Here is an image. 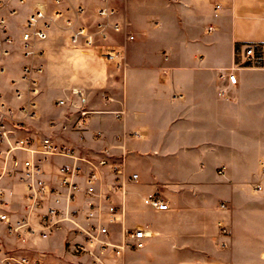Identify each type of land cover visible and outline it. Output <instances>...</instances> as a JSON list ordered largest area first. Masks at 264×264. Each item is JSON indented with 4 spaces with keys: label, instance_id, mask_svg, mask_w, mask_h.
<instances>
[{
    "label": "crops",
    "instance_id": "obj_1",
    "mask_svg": "<svg viewBox=\"0 0 264 264\" xmlns=\"http://www.w3.org/2000/svg\"><path fill=\"white\" fill-rule=\"evenodd\" d=\"M37 3L14 0L15 14L7 7L0 13L9 17L11 29L19 35ZM99 3L63 0L62 7L81 5L83 16L69 15L79 23L93 20ZM110 3L118 9L124 33H114L105 44L121 46L124 63L117 67L107 61L101 48L71 45L69 26L62 21L53 25L48 39L38 45L44 49V55L35 59L43 64L41 93L36 116L23 119L27 128L33 134L68 137L69 132L58 129L59 123L52 127L50 121L59 120L63 110L55 101L72 87L84 89L93 108L124 110L122 119L108 111L94 114L82 140L71 135L80 155L97 156L110 144L112 153L127 154L129 170L139 173L138 181L127 186L122 222L113 229L117 240L122 227L141 226L149 236L142 250L114 257L113 264L120 260L124 264L257 263L256 218L240 210L233 212L230 206L252 195L249 188L257 175L249 156L256 147L243 139L242 132L250 128L244 122L251 120L257 105L241 96V91L263 67L250 64L253 60L240 64L247 44L264 50V0ZM127 31L135 34L134 40L125 39ZM26 62L16 49L4 59L5 70L0 73V92L16 108L20 102L12 95L11 81L20 78ZM233 67L239 79L236 85L222 77ZM98 130L103 132L100 140L94 135ZM72 162L71 158L53 157L47 170L53 176L60 164ZM104 178L109 182L112 174L107 172ZM153 193L170 208L146 205L143 197ZM82 199L80 195L78 202ZM113 199L120 202L121 195ZM20 200L14 197V210L20 208ZM222 225L229 229V236L222 234ZM25 246L54 249L43 239Z\"/></svg>",
    "mask_w": 264,
    "mask_h": 264
},
{
    "label": "built area",
    "instance_id": "obj_2",
    "mask_svg": "<svg viewBox=\"0 0 264 264\" xmlns=\"http://www.w3.org/2000/svg\"><path fill=\"white\" fill-rule=\"evenodd\" d=\"M12 1L0 0V9L7 7L11 15L15 14ZM99 1L93 20L76 23L69 15L83 16L81 5L64 8L63 0H38L22 23L19 35L11 29L9 17L0 13V73L5 70L4 59L16 49L29 60L23 65L20 78L11 81L12 95L20 102L18 107L12 106L0 92V264H113L114 257L122 258L127 251L146 244L149 232L141 226L122 227L120 238L115 239L113 225L122 222L127 186L139 179L138 172L129 170L127 154L112 153L113 146L106 144L97 156L85 157L71 139V135L84 139L88 121L94 114L108 111L122 119L124 110L93 108L86 91L72 87L55 101L63 110L59 120L50 121L52 127L59 123L58 129L69 132L68 137L33 134L23 120L36 116L43 64L35 59L44 55V49L38 45L48 39L49 30L56 23L62 21L69 26L71 45L101 48L107 61L117 67L124 63L123 48L105 44L114 33L123 32L124 23L117 19L118 9L110 0ZM135 37L134 33L125 32L127 41ZM262 51L247 44L240 65L252 61ZM236 70L233 67L222 77L236 85L239 80ZM94 135L100 140L103 132L98 130ZM53 157L71 158L73 162L60 164L53 177L47 170ZM107 172L112 174L109 182L104 178ZM118 193L121 201L115 202L113 197ZM80 195L83 199L78 202ZM15 196H20V210L13 209ZM143 201L158 210L170 208L157 193L144 196ZM221 206L227 208L225 203ZM64 226L69 233L63 243L64 251L76 257L75 261L64 260L49 249L32 250L31 246H25L33 240H48ZM221 232L230 235L226 225H222ZM16 242L11 247L10 243ZM115 264L124 263L120 260Z\"/></svg>",
    "mask_w": 264,
    "mask_h": 264
},
{
    "label": "rangeland",
    "instance_id": "obj_3",
    "mask_svg": "<svg viewBox=\"0 0 264 264\" xmlns=\"http://www.w3.org/2000/svg\"><path fill=\"white\" fill-rule=\"evenodd\" d=\"M250 64L263 67L259 73L253 75V83L245 86L241 91V96L250 97L257 105L256 108L253 106L251 120L244 122L250 128L242 131L244 137L247 138L243 139L249 140L256 147L255 152L249 156L251 166L257 167V175L249 188L252 195L242 199L241 203V199L232 203L230 210L236 213L240 210L244 214L247 212L249 218L251 217L253 220L256 218L253 226L259 230V259L255 264H264V50L261 54L256 55ZM248 135L249 137H246ZM67 230V226H64L46 241L54 248L50 250L54 255H59L64 260L73 262L77 258L65 253L63 247V243L69 238Z\"/></svg>",
    "mask_w": 264,
    "mask_h": 264
}]
</instances>
